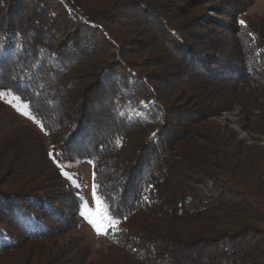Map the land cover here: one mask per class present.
<instances>
[{
	"label": "trees",
	"instance_id": "obj_1",
	"mask_svg": "<svg viewBox=\"0 0 264 264\" xmlns=\"http://www.w3.org/2000/svg\"><path fill=\"white\" fill-rule=\"evenodd\" d=\"M183 1L0 0V91L19 97L39 126L19 123L0 97L8 119L0 115V264H264V102L247 89L254 81L264 101V18L241 23L251 0H233V28L217 32L229 42L217 38L210 49L231 51L235 62L218 68L186 39L196 29L171 16ZM144 29L165 33L156 35L168 51L161 78L120 49L119 31ZM63 32L74 34L65 41ZM196 60L200 69L183 77ZM234 108L252 144L214 121ZM65 161L92 165L114 221L107 251L92 261L73 246L79 238L56 255L55 238L69 233L59 225L82 223L79 191L75 198L61 185L76 199L74 225L53 208L51 181L68 182L58 168ZM52 215L58 226L44 223Z\"/></svg>",
	"mask_w": 264,
	"mask_h": 264
},
{
	"label": "rangeland",
	"instance_id": "obj_2",
	"mask_svg": "<svg viewBox=\"0 0 264 264\" xmlns=\"http://www.w3.org/2000/svg\"><path fill=\"white\" fill-rule=\"evenodd\" d=\"M223 1L226 2V0ZM173 3L172 0H169L168 5L171 6V4ZM210 3L211 4L199 5L200 2H194L193 0H188L187 2L183 1L180 3V6H182L181 10L171 13L172 14L171 16L176 18L175 20L176 24L182 27V29H185L186 32L193 31V28L196 29L197 32L195 33L196 37L194 41L190 40L188 37L186 38L184 35H181L184 38L188 39L190 43L194 44L193 46L195 51L200 52L202 55L204 54V57H208L209 60L210 57H214V60L212 62L215 63L216 65L221 60H224L227 63L235 62V58L231 56L232 55L231 51L229 50L224 51L222 47H219L217 50H212L210 49V47L212 46V40H216L218 38L217 32H220V30L223 31L225 29L224 27H226V30L233 28L234 21H230L229 16H231L232 12L234 13V9L238 8L239 4L237 2L234 3L233 0L228 4L227 3L222 4L219 2V0H213ZM213 5H215V7L217 6L218 8H220L222 10L220 11L222 12V14L214 13L213 10L214 8H212L214 7ZM165 9L167 14V12H169L171 8L165 7ZM240 17L241 18H239V21H242L243 23H246V21L250 19L255 21V20H260V18H264V0H251V4L246 7V10L244 11L243 15H241ZM22 26L23 28L24 27L26 28V24L24 22H22ZM186 27H188V30ZM155 30L159 31L158 29ZM132 32L133 33L135 32L138 35L134 36L131 34ZM72 34L68 32H63L61 33V36H63L65 38V41H67L72 38ZM145 34H147V36H145ZM119 35H120L119 37H121L122 39L125 38L121 42L122 46L120 47V49L123 51V53L130 52L129 55L127 56L128 59L131 60L132 56L136 58V59L134 58L135 60L133 61V64L134 66H136L137 70H141L144 73H148V75H150L153 79L157 75L160 76L161 74L164 73L163 66L161 65L159 66L158 64H160V62H162V60L164 59L162 57L163 50L165 52L168 51L166 50V47L164 45L165 43L162 42V40L160 41L156 38V35L157 37H159L160 34L158 33L156 34L150 29H144V30L119 31ZM163 35H165V33L164 34L161 33L160 36L162 37L163 40H166V37H164ZM223 35L225 37L231 36L230 33H225V32H223ZM225 37H219L217 40H220V42H226V41L229 42L228 40L225 39ZM131 38L135 39V45H131V43H128ZM75 43H77V41H75ZM77 44H81L80 45L81 48H84L85 46L83 45V43H77ZM117 47L118 45L116 46V48ZM144 60L147 61L145 62ZM151 65H155V66H151ZM140 66H146V67L141 68ZM200 66L201 65L199 61L196 60V63L192 68H189V70L186 71L184 70V68L181 67L180 72L182 73L183 77H189L188 75L195 73V71L200 69ZM207 66L210 67L212 66V64L207 63ZM119 67L120 66H118L117 64L115 69L117 70ZM216 67L220 68L221 66L219 64ZM160 78L156 79V81L159 82ZM172 80H170V82H173ZM175 84L177 85L178 83ZM247 89L252 90L254 92L253 93L254 94L253 97H255L254 99H256V97L258 96L257 100H259L258 102L260 104L264 102L263 99L259 97L258 85H256L254 81L248 82ZM1 99H2L1 102L4 105H6V107H11L14 110L15 114H17L16 117L19 120V123L25 126L32 127L33 125L34 127L39 128V126L34 124L33 119L30 117L26 104H21V102H19L16 98L7 95H4L3 97H1ZM4 109L6 108L4 107ZM25 113L28 114L26 115ZM0 115L4 117L3 118L4 120H8L5 113ZM213 119L215 122H218L219 125L225 126L235 131L241 140H246L248 144H252L253 142L252 137L254 138V136L251 135V133H248L246 130H244L243 127L246 124L243 122L244 121L243 114H241V112L239 113L238 108H234V110H230V111H223L220 113L219 117H214ZM261 142H262L261 145L264 147V140H261ZM58 168L62 177H64L68 182L51 181V186H55V187L53 189H50L49 192L50 194H52V198L53 201H55V204L56 202L58 203L57 206L53 207L54 210L59 211L62 214L61 218L65 219L67 221L66 223L72 226L76 221L74 208H72V206L74 201L76 200L75 198L77 196L78 191L81 198L83 199L82 200L83 207L78 213L80 220H82L80 228H78L76 231H74V229L66 230L65 225L63 223L59 225V228H62L65 231H68L69 233L65 235L64 233L61 234L62 235L61 239L55 238V243H57L58 245V247L56 248V255L57 252L60 251L59 248L61 245L64 244L66 248L69 243H74L79 238L77 243L73 246L81 244V246H84L86 249H89L91 254L89 260L92 261L93 259L97 258L98 254L106 252L108 247L105 234H97L92 224H90L88 222V219L85 218V215L81 214L82 212H84L86 215H90L92 216L93 219H96L98 223L100 222L101 219L100 213L103 210V206L98 205L97 201L93 199L92 193H93L94 176H93L92 165L87 162L65 161V165L62 166L61 168L60 167ZM65 172H67L69 175L66 176L64 174ZM69 176L71 177V179H69ZM63 184L66 186L67 191L71 193L70 195L75 193V198H71V196L67 192L65 195L63 194V192L61 193V185ZM77 184H79V187H77ZM57 185H60V187L58 188ZM60 193L61 195L58 196ZM1 220H4V222L6 223V230L9 233H12L11 236L13 237L18 236L17 230L16 229L14 230L13 226L9 222L7 223L8 221L7 219L2 218ZM43 221L45 224H50L54 226L55 224L56 226H58L59 224L53 221V215L52 217L45 216ZM77 249H79V251L77 250L75 254L82 251L80 246ZM69 257L72 258L73 255L70 254ZM64 259L65 261H67V257Z\"/></svg>",
	"mask_w": 264,
	"mask_h": 264
},
{
	"label": "snow or ice",
	"instance_id": "obj_3",
	"mask_svg": "<svg viewBox=\"0 0 264 264\" xmlns=\"http://www.w3.org/2000/svg\"><path fill=\"white\" fill-rule=\"evenodd\" d=\"M243 23V22H241ZM5 95V93L3 91H0V97H3ZM17 99H19V97H16ZM26 115L28 113H25ZM66 176H68L69 174L67 172L64 173ZM69 179H71V177L69 176ZM77 187H79V184H77ZM98 192V186H95L93 188V199H95L97 201L98 205L103 204V201L98 197L97 195ZM82 215H85V218L88 219V222L90 224H92L93 228L96 230L97 234H107V230L108 228L113 226V218L111 217V215L108 213L107 210V206L104 205L103 206V210L100 213L101 219L100 222L98 223L96 219H93L92 216L90 215H86L84 212L81 213ZM106 221V223H105Z\"/></svg>",
	"mask_w": 264,
	"mask_h": 264
}]
</instances>
